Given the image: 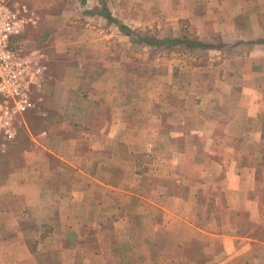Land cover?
<instances>
[{"label":"crops","instance_id":"1","mask_svg":"<svg viewBox=\"0 0 264 264\" xmlns=\"http://www.w3.org/2000/svg\"><path fill=\"white\" fill-rule=\"evenodd\" d=\"M25 1L47 68L2 148L0 264H264V0Z\"/></svg>","mask_w":264,"mask_h":264},{"label":"built area","instance_id":"2","mask_svg":"<svg viewBox=\"0 0 264 264\" xmlns=\"http://www.w3.org/2000/svg\"><path fill=\"white\" fill-rule=\"evenodd\" d=\"M32 12L22 0H0V139L17 133L24 113L34 106L33 92L46 71L42 48L26 47L20 35L32 23Z\"/></svg>","mask_w":264,"mask_h":264},{"label":"rangeland","instance_id":"3","mask_svg":"<svg viewBox=\"0 0 264 264\" xmlns=\"http://www.w3.org/2000/svg\"><path fill=\"white\" fill-rule=\"evenodd\" d=\"M12 2L13 1H15V0H11ZM22 1H25V0H22ZM26 3H27V1H25ZM28 4V3H27ZM33 25V24H32ZM32 25L30 24V25H28V26H30V28H32ZM147 28V30L148 31H146V29H144V30H141L140 32H142V34H148V35H154V33H152L151 32V28H148V27H146ZM31 33V34H30ZM30 36H29V34L27 35V37L26 38H21L20 39V42H22L26 47H29V48H33V47H36V46H39L37 43H36V39H35V34L33 33V31H31L30 30ZM155 36V35H154ZM159 40H165V41H158V42H160V47H164V48H170V47H172L171 48V50L170 51H163L164 53H168V54H170V52H173V53H175L173 56H176V54H178L177 52V50H179V52H180V49L182 48V44L183 43H180V42H175V41H179L180 39H174V40H168V39H163V38H159ZM148 41H150V40H148ZM155 42H157V41H154L153 43H155ZM186 43V42H185ZM181 44V45H180ZM143 47H146V48H148V47H150L148 44H146V43H144V46ZM174 49V50H173ZM173 50V51H172ZM154 52L155 51H147V50H144L143 51V57L144 58H146V57H153V56H156L155 54H154ZM168 57H169V55H168ZM38 87L37 88H35V90H34V92H33V95H38ZM35 95V96H36ZM20 126V125H19ZM24 125H22L21 127H18V128H22ZM18 135H19V133H18ZM14 136V137H12V138H9V139H7V140H1L0 139V165H2V163L8 158V156H9V152H7V151H5V150H2V148H4V149H8L9 150V148H6L5 146H7L8 144H16V143H18L20 140H21V136ZM10 149H12V148H10Z\"/></svg>","mask_w":264,"mask_h":264},{"label":"trees","instance_id":"4","mask_svg":"<svg viewBox=\"0 0 264 264\" xmlns=\"http://www.w3.org/2000/svg\"><path fill=\"white\" fill-rule=\"evenodd\" d=\"M120 27L132 39H135V38H133V36H136V39L138 41H142V42L148 44L150 47H157V48H159L160 47V42L161 41H165V40H159V38H156L153 35L141 34L142 32L135 33L134 30L130 29L129 27H124L123 25H121ZM163 39L174 40V39H169V38H163ZM148 40H150V41H148ZM154 41H157V42L153 43ZM158 41H160V42H158ZM175 42L185 43L186 42V39L184 38L183 40H179V41H175Z\"/></svg>","mask_w":264,"mask_h":264}]
</instances>
